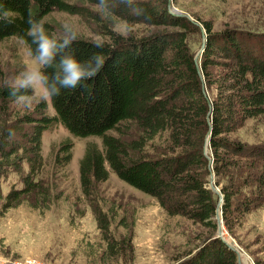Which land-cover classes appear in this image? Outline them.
<instances>
[{"label":"trees","instance_id":"1","mask_svg":"<svg viewBox=\"0 0 264 264\" xmlns=\"http://www.w3.org/2000/svg\"><path fill=\"white\" fill-rule=\"evenodd\" d=\"M168 1L135 0L128 5L117 0V11L111 16L152 30L137 37L107 29L102 33L109 40L101 42L78 38L69 51L81 61L100 53L105 59L102 71L83 81V86L61 89L50 100L52 117L45 115L47 107L40 103L34 114L0 123V204L7 210L33 194L43 206L49 204L48 190L33 178L43 167L42 133L61 124L75 138L100 139L101 147L87 144L79 161L85 195L94 192L111 172L156 199L169 217L180 216L205 231L204 240L174 264H237L235 252L214 236L218 196L209 188V175L214 174V185L223 195L221 216L227 230L264 205V141L248 144L232 137L247 120L264 115L262 39L235 29L214 31L210 21L194 18L205 34L203 51L195 62L188 42L192 34H199L202 45L200 27L171 14ZM97 3L0 0V41L15 37L34 57L36 45L28 35L30 18L42 22L50 12L58 11L97 19L85 7ZM137 6L143 14L133 13ZM43 24L53 35L51 25ZM46 71L50 74L52 69ZM7 100L15 99L8 87L0 85V101ZM156 138L163 139V146H151ZM149 146L152 153L146 150ZM70 148L59 146L64 156L56 158L57 166L69 163ZM11 172L21 178L23 186L3 194L1 181ZM97 222L110 258L126 250L132 254L130 235L115 240L106 217L98 215Z\"/></svg>","mask_w":264,"mask_h":264},{"label":"rangeland","instance_id":"2","mask_svg":"<svg viewBox=\"0 0 264 264\" xmlns=\"http://www.w3.org/2000/svg\"><path fill=\"white\" fill-rule=\"evenodd\" d=\"M170 3L174 12L184 13L193 21L194 18L210 21L214 31L227 28L254 34L262 39L264 48V0H171ZM88 6L85 7L96 13L98 20L52 11L42 22L51 25L57 36L65 23L71 24L78 38L92 42L108 41L102 33L107 29L137 37L152 30L129 25L102 13L96 6ZM200 22H197L199 26ZM199 38V34H192L188 42L197 57L201 47ZM34 66L36 61L23 42L15 37L0 41V85H6ZM32 96L29 108L21 107L15 100L0 101V123L34 114L40 103L47 107L45 115H54L50 100H43L38 92H32ZM232 137L248 144L263 142L264 115L247 120ZM41 143L43 167L33 179L41 181L48 190L50 202L43 206L41 198L33 194L7 210L0 204V264H174L176 258L194 250L204 240L205 231L197 224L180 216L169 217L156 199L127 185L111 172L94 192L85 195L79 182V161L87 144L101 147L100 139L75 138L61 124H55L42 133ZM62 144L71 147V160L65 166H57L56 158L64 156L58 150ZM153 144L163 146V139L156 138ZM151 146L146 148L149 153ZM22 186L21 178L13 172L1 181L3 194ZM98 215L106 217L115 240L131 236V255L126 250L117 258L108 256L98 228ZM221 236L247 255L248 264L264 261V205L246 214L232 231L223 225Z\"/></svg>","mask_w":264,"mask_h":264},{"label":"clouds","instance_id":"3","mask_svg":"<svg viewBox=\"0 0 264 264\" xmlns=\"http://www.w3.org/2000/svg\"><path fill=\"white\" fill-rule=\"evenodd\" d=\"M120 2L132 5L135 0ZM96 8L111 15L117 11L118 3L117 0H98ZM133 13L141 15L143 9L137 6L133 8ZM28 24V35L36 45L34 59L37 66L27 68L5 85L21 107H31L32 92H38L43 100H51L61 94V89L83 86V81L93 79L102 71L105 59L100 53H93L87 60L81 61L69 51L78 39V32L71 24L65 23L59 36L49 35L43 22L30 18ZM47 69H52L50 74Z\"/></svg>","mask_w":264,"mask_h":264},{"label":"water","instance_id":"4","mask_svg":"<svg viewBox=\"0 0 264 264\" xmlns=\"http://www.w3.org/2000/svg\"><path fill=\"white\" fill-rule=\"evenodd\" d=\"M170 2H171V0L168 1V8H169V11H170L171 14H173L175 16L186 17L189 21H191L195 25L199 26V24L197 22H194L192 20V18H190L188 15H186L184 13H181V12H178V13L174 12V9L171 8V3ZM200 31H201V36H202V40L203 41H202V45L200 47V51H199L198 54H200V52L203 51L204 40H205L204 30L202 28H200ZM197 56L194 57L195 62H197V60H198ZM197 70H198V73L200 74V69H199L198 65H197ZM209 135H210V131H208V133L206 135V138H205V145H204V154L205 155L207 154V146H208ZM207 158H208L209 162L211 163L212 160L209 157H207ZM214 181H215L214 174L210 173V175H209V188H210V190L212 192H214L218 196V200H217V204H216V210H215V216H214L217 227H216V233H215L214 236L219 238L229 249H231L232 251L235 252V254L237 256V264H240L239 250L236 249L233 245H231L228 242H226L221 237L222 229H223L222 216H221V206H222V203H223V195H222L220 189L214 185Z\"/></svg>","mask_w":264,"mask_h":264},{"label":"bare ground","instance_id":"5","mask_svg":"<svg viewBox=\"0 0 264 264\" xmlns=\"http://www.w3.org/2000/svg\"><path fill=\"white\" fill-rule=\"evenodd\" d=\"M222 238L224 237V236H221ZM229 243V242H228ZM239 254H240V264H241V262L243 263V264H248L249 263V260H248V257H247V255H245L243 252H241V251H239Z\"/></svg>","mask_w":264,"mask_h":264}]
</instances>
